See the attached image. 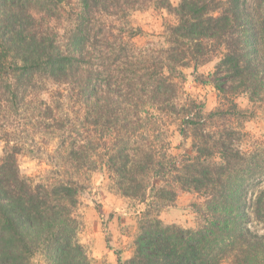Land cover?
<instances>
[{
  "label": "trees",
  "instance_id": "obj_1",
  "mask_svg": "<svg viewBox=\"0 0 264 264\" xmlns=\"http://www.w3.org/2000/svg\"><path fill=\"white\" fill-rule=\"evenodd\" d=\"M161 1L0 0L3 96L23 101L41 81L74 82L87 119L99 129L93 148L69 145L58 167L74 172L66 169V177L52 180L35 183L22 176L16 152L4 149L0 264H30L35 254L43 255L46 264H94L76 240L73 211L82 188L80 172L97 163L98 148L106 150L100 164L107 166L120 194L147 206L133 255L117 264H264V141L249 153L236 144L232 135L240 132L232 128L211 133L195 128L194 154L177 160L143 145L148 130L140 124H156L163 105L174 107L182 69L205 63L215 48L220 57L214 75L226 71L241 93L259 99L264 94V0H180L177 24L166 29L168 48L138 50L131 40L143 32L128 24V16L148 3L157 8ZM228 102L241 118L234 102ZM219 108L209 116L219 117L224 106ZM158 128L151 137L160 136ZM135 137L139 148L131 153ZM151 179L165 185L149 188ZM148 188L154 192L151 201ZM178 190L202 199L196 229L150 217L151 209L173 202Z\"/></svg>",
  "mask_w": 264,
  "mask_h": 264
},
{
  "label": "rangeland",
  "instance_id": "obj_2",
  "mask_svg": "<svg viewBox=\"0 0 264 264\" xmlns=\"http://www.w3.org/2000/svg\"><path fill=\"white\" fill-rule=\"evenodd\" d=\"M179 3L180 0H162L157 8L148 3L140 10L130 12L128 24L143 32L142 36L132 39L131 44L138 50L165 51L168 48L166 29L177 24L175 9ZM65 29L64 24L59 28L61 33ZM219 57L215 48L205 63H191L182 69L184 80L172 99L174 107L163 105L162 119L156 124L140 123L148 130V139L142 141L143 145L151 144L157 151L180 160L184 155L194 154L195 128L202 132L204 127L207 133L232 128L240 132L232 135L238 140L236 144L249 153L264 141V94L251 101L248 94L238 89V81L234 85L229 81L226 71L220 70L214 75ZM261 57L264 59V50ZM75 85L74 82L57 85L41 81L35 89L29 88L23 101L17 100V103L7 94L3 96L0 87V157L6 147L16 152L20 174L35 183L66 177L67 170L74 172L67 167V170L58 167L67 158L70 144L95 146L99 129L91 125L92 119H87L85 109L80 105L83 96ZM216 85L231 90L219 92ZM229 98L242 113L241 118H237ZM148 104L151 108V103ZM220 104L224 106L223 111L219 117L211 118L209 115L220 109ZM173 110L174 114L171 113ZM155 125L159 126L160 136L154 134L151 137ZM139 140V137L131 140L133 151L129 152H136ZM106 143L110 144L111 139ZM94 152L99 154V157L93 156L97 163L90 171L83 168L80 172L82 188L73 211L78 226L76 240L94 264H117L118 259L125 261L133 255L134 241L147 206L120 194L107 166L100 164L105 160L100 157L106 158V150L98 148ZM147 183L149 188L165 185L162 179H151ZM169 186L174 183L169 182ZM149 188L147 199L151 201L154 192ZM176 192L173 202H164L151 209L150 217L159 219L163 225L196 229L201 224L196 210L202 199L194 192ZM30 264H46V260L43 255L35 254L30 258Z\"/></svg>",
  "mask_w": 264,
  "mask_h": 264
}]
</instances>
